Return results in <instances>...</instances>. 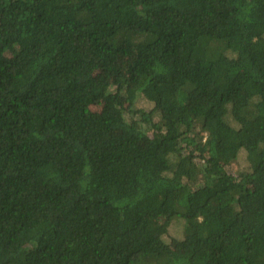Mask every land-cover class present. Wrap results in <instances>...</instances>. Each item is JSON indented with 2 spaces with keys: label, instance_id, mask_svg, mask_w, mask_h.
I'll list each match as a JSON object with an SVG mask.
<instances>
[{
  "label": "trees",
  "instance_id": "16d2710c",
  "mask_svg": "<svg viewBox=\"0 0 264 264\" xmlns=\"http://www.w3.org/2000/svg\"><path fill=\"white\" fill-rule=\"evenodd\" d=\"M0 264H264V0H0Z\"/></svg>",
  "mask_w": 264,
  "mask_h": 264
},
{
  "label": "rangeland",
  "instance_id": "374dc122",
  "mask_svg": "<svg viewBox=\"0 0 264 264\" xmlns=\"http://www.w3.org/2000/svg\"><path fill=\"white\" fill-rule=\"evenodd\" d=\"M98 74H99V76L102 77L103 75L106 74V72H100ZM93 108L94 109H99L100 106L98 104H95V105H93ZM251 182H252V180H251ZM168 236H170V238H179V237H181V228H179V226H176V225L172 224L171 229H170V233H169Z\"/></svg>",
  "mask_w": 264,
  "mask_h": 264
}]
</instances>
